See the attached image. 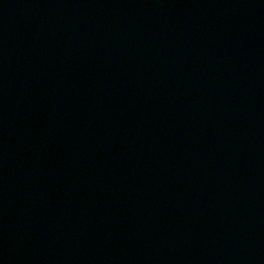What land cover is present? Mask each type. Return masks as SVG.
<instances>
[{"label": "water", "instance_id": "obj_1", "mask_svg": "<svg viewBox=\"0 0 264 264\" xmlns=\"http://www.w3.org/2000/svg\"><path fill=\"white\" fill-rule=\"evenodd\" d=\"M0 264H264V0H0Z\"/></svg>", "mask_w": 264, "mask_h": 264}]
</instances>
